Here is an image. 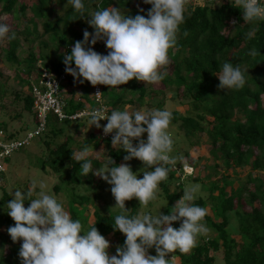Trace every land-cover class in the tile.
<instances>
[{
	"label": "trees",
	"instance_id": "16d2710c",
	"mask_svg": "<svg viewBox=\"0 0 264 264\" xmlns=\"http://www.w3.org/2000/svg\"><path fill=\"white\" fill-rule=\"evenodd\" d=\"M66 2L67 0H56V3L52 0H32L30 4H26L19 3L18 0H0V13L10 15L16 24L10 29V34L15 33V38H7L3 55L9 63L17 65L25 63L26 65L23 68L26 77L21 79V82L27 86L28 91L24 99V107L31 114L33 104L31 80L39 78L41 68L56 74L65 68L61 54L70 52L74 42L83 40L85 30L78 31L75 27H86L92 12L108 8L113 3L128 9L127 15L131 16L146 13L151 7L143 4L142 0H83L85 11L81 16L73 14L71 5ZM133 2L142 4V7H131ZM217 3L218 0H195L194 2L186 0L184 23L180 25L175 46L170 48L168 53L171 65L160 69L161 72L166 73L165 78L160 81L163 88L154 89L152 85L143 87L135 79L118 88L96 86L101 92V104L105 106V115H109L113 110H123L126 105L131 104L153 105L156 110H165L163 103L155 98L163 94V90H170L175 98H178L179 103L187 107L183 112L170 111L172 114L170 124L178 123L189 144L200 146L198 134H204L209 154L216 163L221 160L225 169L231 168L233 174L237 173V168H248L244 183L236 178L231 179L228 174L222 175L220 181L210 180L207 198L198 197L192 202L200 207L210 208L211 215L207 212L203 222L215 235L209 238L199 236L195 246L188 253L176 252L169 255L176 257L178 264H218L212 253L220 251V264H264V177L257 175V172H264L262 97L264 95V22L246 24L241 19L242 10L234 4L233 0H221L219 5H216ZM141 9L143 13L140 12ZM27 10L31 12V15L20 27L19 21L25 17ZM231 19L235 20L232 24L229 23ZM39 21L41 33L38 32ZM249 32L253 33L251 38L248 37ZM43 35H48L47 40L40 39ZM35 41H37L36 53L34 52ZM49 42H51L50 45ZM23 43H26L29 49L27 56L20 60L17 52ZM103 46L97 53L106 55L107 53L102 51ZM60 48H63L62 52L59 51ZM97 48L98 45L93 50L96 51ZM43 49H47L48 53L43 52ZM252 49L256 50V55H247ZM37 60H41L38 66ZM223 61H230L244 70L246 83L240 90L224 91L218 88L219 81L215 74ZM74 81L79 82L69 75L66 82L60 86V95L65 102L63 108L66 113H74L90 107L85 103L89 100L90 93L93 96L95 86L85 81L81 83L83 90L81 97L77 99L72 96L65 97L63 85H70ZM2 90L0 88V94ZM146 96L147 101L144 100ZM90 99L94 101L92 97ZM51 114L55 120L60 121L53 113ZM81 119L66 120L75 121L79 125ZM48 125L46 117L45 129L39 135L45 133L56 135V132H59ZM0 128L5 130L2 122H0ZM59 130L62 129L59 128ZM100 138V133L90 135L89 139L82 144L84 147H89L94 141L93 144L96 145ZM101 139L109 142L112 137ZM73 146L71 136L65 135L62 142L48 147L46 156L37 157L36 166L43 171L49 170L55 175L57 181L53 189L65 191L67 212L72 219L80 220L85 230L95 226L105 239L114 238L117 247L122 246L124 235L114 231L112 227L115 216L121 212L109 211L107 214H102L94 206V202L100 196L95 190L96 187L93 188L92 196L77 192L79 186H86L85 191H89L90 185L94 183V177L92 173H89L83 178L79 164L71 159V154L74 153ZM124 153L125 151L118 146L110 149L108 155L115 165H119ZM187 157L185 162L192 166L197 165L189 155ZM88 159L93 167L100 164L91 156H88ZM6 160L3 162L6 165L5 171ZM135 160L136 164L140 163L139 160ZM106 164L109 167L112 166L109 160ZM130 167L133 171L131 165ZM5 171H0V179ZM206 175L207 172L205 177ZM193 178L195 181L201 180L197 175ZM175 180L178 182L171 188ZM234 180L237 181V185L228 191L227 187L233 185ZM183 184V180L175 176L171 169L167 179L160 182L159 187L166 200L162 214H168L171 207L183 195ZM0 188L2 190L0 227L5 226L7 230L9 226L14 225L6 214L5 205L11 200V196L3 187L0 186ZM215 191L217 193L214 195ZM125 202L129 203L130 210L123 214L129 217L136 216L139 202L135 198ZM88 205L93 206L92 223H88ZM230 214L235 216L234 230L238 239L232 236L233 233L228 228ZM172 226L178 228L179 222H173ZM6 241L7 237L0 232V247ZM19 247L20 242H17L9 249V253L6 255L1 253L0 264H20ZM116 248L109 254L110 256L116 254ZM153 250L150 249V251Z\"/></svg>",
	"mask_w": 264,
	"mask_h": 264
},
{
	"label": "clouds",
	"instance_id": "9594fccd",
	"mask_svg": "<svg viewBox=\"0 0 264 264\" xmlns=\"http://www.w3.org/2000/svg\"><path fill=\"white\" fill-rule=\"evenodd\" d=\"M56 3V0H52ZM242 10L241 19L246 24L264 22V2L262 0H233ZM73 14L85 11L83 0H67ZM150 5L146 13L135 16L122 14L115 7L98 9L89 15L88 25L92 33L83 32V40L74 42L70 52L62 53L65 72L80 83L89 82L92 86L105 85L118 88L135 79L144 84L162 81L166 73L160 69L169 62V49L177 42L180 25L185 19L186 0H142ZM218 0L216 5H219ZM187 35V33H185ZM252 32L248 33L251 38ZM14 39L10 28L0 23V39ZM102 41L107 54L102 55L92 46ZM255 56L256 50H249ZM75 65V68L72 67ZM221 90H240L246 83L245 72L239 65L230 61L220 63L215 74ZM99 94V93H97ZM90 126L101 128L99 123L106 120L104 134H113L111 145H119L127 155L124 161L137 159L143 167L142 178L126 163L115 165L108 157L110 167L93 171L88 159L90 149L84 147L71 154L72 161L79 164L83 177L92 173L108 185L115 201L114 208L122 210L112 225L114 231L124 235L122 246L116 248L115 255H109V241L95 226L85 230L81 221L72 219L62 202L43 190L34 196L35 185L26 191L15 190L12 199L5 205L6 214L14 222L7 233L13 243L20 242L18 258L20 264H172L174 256L169 254L188 253L196 244L198 235L209 231L203 222L207 209L193 202L198 186L183 190V195L171 207L168 214L160 211L156 215L146 213L129 217L125 201L135 198L139 205L148 206L156 196L158 185L167 179L174 159L172 140L167 132L172 114L167 110L129 113L126 110H113L105 115L100 108L85 111ZM146 133V139H141ZM133 140L137 141L133 146ZM186 175L192 169L185 167ZM28 206L25 207V202ZM173 222H179L174 228ZM154 249L155 255L149 250Z\"/></svg>",
	"mask_w": 264,
	"mask_h": 264
},
{
	"label": "rangeland",
	"instance_id": "374dc122",
	"mask_svg": "<svg viewBox=\"0 0 264 264\" xmlns=\"http://www.w3.org/2000/svg\"><path fill=\"white\" fill-rule=\"evenodd\" d=\"M97 1V0H96ZM117 1V0H116ZM195 0H193L194 2ZM19 3H26L30 4L32 0H18ZM264 2V1H263ZM115 7L117 9H120L122 14H126L128 12V9L125 7L118 6L116 3L111 4L109 7ZM108 7V8H109ZM131 7H142V4H135L134 2L131 4ZM31 15V12L29 10L25 11V17L21 18L19 21L20 27L23 26L24 20ZM235 20L231 19L229 21L230 24L234 23ZM0 23H5L9 26L10 29L14 28L15 21L11 18L10 15L1 14L0 13ZM78 31L87 30L89 33H92V28L87 24L86 27H75ZM38 32L41 33V25L40 21L38 23ZM48 35L41 36L40 39L47 40ZM37 41L34 42V48L37 47ZM51 42H49V45ZM98 42L92 46L94 48ZM7 45V37L0 39V88L3 89L1 91V97H0V122H2L3 126L5 127V134H11L16 138H23L26 133L33 130L36 127V121L30 111H28L24 107V99L26 95L28 94L27 86L22 84L21 79H24L26 77V72L23 71V68L26 67L25 63L22 64H14L9 63L4 58V49ZM33 45V43H32ZM104 45V44H103ZM28 45L26 43H23L22 47L18 50L17 56L18 59H23L27 56L28 53ZM60 52L63 51V48L59 49ZM103 52L107 53V49L105 45L102 49ZM36 53V48L34 50ZM43 52H47V49H43ZM37 66L41 64V60H37ZM171 65V61L168 62L165 67H169ZM139 85L143 87H148L149 85H152V88H163L162 83H154V84H144V82H138ZM64 89L63 93L65 97H73V98H79L82 96V85L80 82H72L70 85L66 86L63 85L62 87ZM163 94L160 96L158 95L155 100H159L163 103V108L167 111L172 110H178L183 112L187 107L185 104L179 103L178 98H175L174 94L168 90H163ZM92 93H90L89 97L91 98ZM263 97V103H264V95ZM89 98V100L85 103L87 106L95 107L97 103L95 101H92ZM148 97L146 96L144 98L145 101H147ZM154 100V101H155ZM154 104V103H153ZM123 110L128 111L130 114L140 111V112H151L153 110H156L153 105L152 106H139L137 104H131L126 105ZM52 121H50V120ZM47 120H48V126L50 128H54L58 133L56 132V135L53 133H46L41 134L39 136H35L32 140L29 141L28 145L23 146L22 148L14 151L6 160L7 168L5 173L0 179V186L3 187L11 196L12 192L15 190H21L26 191L31 185H35V192L34 196L38 194L39 191L43 190L46 194L54 195L59 202H62V204L65 207V210L67 211V195L64 190L56 191L53 189V185L56 183V177L55 175L48 171H43L40 168H38L37 161L39 157L46 156L48 153V147H53L54 145L60 143L63 141L65 135H70L73 140V148L74 153L80 151L84 148L83 141L88 140L90 135L101 133V129L103 126L107 123V121L101 120L99 123L101 124V128H96L95 126H90L89 120L87 117H84L83 119L79 120V125H77V122L75 121H69L66 119L57 121L55 120L54 116L51 113L47 114ZM50 121V123H49ZM59 128L62 130L60 131ZM167 132L172 140V151L169 153L170 157L174 159V163L178 166L181 164H188V166H192L190 163L185 162L186 157L189 155V157L193 160H195L197 165L195 164L192 166V173L189 176H186L183 180V186L185 189H190L193 186H198V191L195 193L194 200L198 197L207 198L209 195L208 187L210 180H216L220 181L222 175H230L231 179L236 178L239 182L244 183L246 181V175L248 173V168H237L236 174H233V170L231 168L225 169L223 166L221 160H218L217 163L214 161V159L210 156L209 150L207 148L206 142V136L204 134H198L200 146H192L189 143V140H187L184 135L182 129L177 124H169V127L167 129ZM197 137V136H196ZM195 137V138H196ZM52 138V139H51ZM51 141H50V140ZM143 139V136L141 137ZM45 140H48V142H44ZM94 141L91 142V145L88 147L90 149L89 155L93 159H96L98 162H100L99 165H95L93 167V171H96L98 169L104 170L106 167H109L106 163L108 162V152L110 149H113L111 145V140L107 142V140H100L98 139L96 145H94ZM119 145H115L114 148L118 147ZM127 155L125 152L122 156V158L119 161V165L122 163H126L127 165H131L134 173L137 174L138 178H142V172L151 170L143 167L142 162L139 164L135 163L136 160L132 159L130 161H124L123 157ZM38 157V158H37ZM188 158V157H187ZM190 159V160H191ZM37 160V161H36ZM199 170V172L197 171ZM196 171L198 173H196ZM207 172V175L205 177V173ZM261 175L264 177V172H257V175ZM198 176V181L194 180V176ZM176 176V174H175ZM94 183L90 185L89 191H85L86 186H79L77 188L78 193L82 194H88L89 196L93 195V188H95L96 192L100 195L99 198L94 202V206L99 209V211L102 214H107L109 211H120L119 208H114L115 201L114 198L111 195L110 192V185H108L104 180H102L99 176L93 175ZM84 178V177H83ZM178 181H174L171 184L172 185L177 183ZM234 184L227 187L228 191H231L236 185L237 181H233ZM236 182V183H235ZM170 188V189H171ZM217 192L215 191L213 194L215 195ZM2 195V190L0 188V196ZM156 198L151 201L150 205L148 206H142L139 205L137 209L136 215H143L146 213H150L152 215L158 214V212L162 211L166 200L163 197L162 190L158 185V189L155 194ZM12 199V197H11ZM138 201V200H137ZM257 205V204H256ZM28 206V202H25V207ZM125 209L128 212L130 210L129 203L125 202ZM207 212L211 215V211L209 207H206ZM87 215H88V223L93 222V206L88 205L87 208ZM230 217V224L228 225V228L230 229L232 236H235V216L233 214L229 215ZM0 232L4 234L7 237V241L1 245L0 247V254L3 253L6 255L9 253V249L17 243H13L7 233L6 227L1 226ZM215 233L209 229L207 234L205 235H198L202 236L204 238H209L211 236H214ZM238 239V236H235ZM196 239V240H197ZM106 240L109 241L110 247L107 250L109 254L112 253V251L117 247V243L114 238H107ZM155 255V251H150L149 254ZM215 255V261L216 263H221V253L215 252L212 253ZM171 255L167 256V259H170ZM172 264H178L177 258L175 257L172 261Z\"/></svg>",
	"mask_w": 264,
	"mask_h": 264
},
{
	"label": "built area",
	"instance_id": "2783aa9c",
	"mask_svg": "<svg viewBox=\"0 0 264 264\" xmlns=\"http://www.w3.org/2000/svg\"><path fill=\"white\" fill-rule=\"evenodd\" d=\"M103 42H98V49L102 48ZM75 68V65H72ZM41 73L38 79L31 80V93H32V116L36 121V127L25 134L23 138H16L13 133L5 134V131L0 128V171H5V166L3 162L7 159L14 151L28 145L29 141L35 136H38L45 129L46 117L49 112L53 113L59 120L69 119L77 120L86 117L84 115L85 111H90L92 109L100 108L101 106L105 109V106L101 104V92L99 87L95 86L93 89V100L97 103L95 107H86L80 111L74 113H66L64 111L65 102L63 97L60 95V86L66 82L68 74L63 68L58 74L49 72L47 69L41 68ZM99 93V94H97ZM105 121V120H103ZM113 134H104L102 129L100 133L101 138L112 137ZM143 139H146V135H143ZM137 141L133 140V146H135ZM170 169L174 171L177 177L181 180L186 176L184 169L192 166L188 164L176 165L175 163L169 165Z\"/></svg>",
	"mask_w": 264,
	"mask_h": 264
},
{
	"label": "crops",
	"instance_id": "0c3cea01",
	"mask_svg": "<svg viewBox=\"0 0 264 264\" xmlns=\"http://www.w3.org/2000/svg\"><path fill=\"white\" fill-rule=\"evenodd\" d=\"M66 88H67V86H66Z\"/></svg>",
	"mask_w": 264,
	"mask_h": 264
}]
</instances>
